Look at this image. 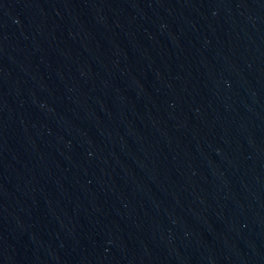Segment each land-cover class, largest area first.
I'll return each mask as SVG.
<instances>
[{
    "label": "water",
    "instance_id": "water-1",
    "mask_svg": "<svg viewBox=\"0 0 264 264\" xmlns=\"http://www.w3.org/2000/svg\"><path fill=\"white\" fill-rule=\"evenodd\" d=\"M0 264H264V0H0Z\"/></svg>",
    "mask_w": 264,
    "mask_h": 264
}]
</instances>
